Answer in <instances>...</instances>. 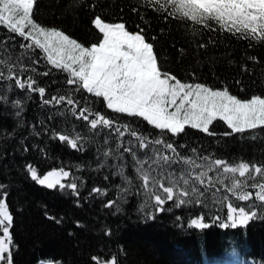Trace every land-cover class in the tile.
<instances>
[{
    "label": "trees",
    "instance_id": "1",
    "mask_svg": "<svg viewBox=\"0 0 264 264\" xmlns=\"http://www.w3.org/2000/svg\"><path fill=\"white\" fill-rule=\"evenodd\" d=\"M168 12L170 7L155 11L147 0H36L33 19L44 27L64 31L85 46L101 38L92 24L95 15L107 22H123L131 32L143 28L163 69L181 81L216 89L227 87L241 99L264 96V41L221 31L210 21L211 28L216 29L212 31L173 18ZM20 43L29 41L0 25V58L11 57L18 78L27 80L31 76L45 88L42 97L38 91L20 89L13 81L0 78V184L4 185L0 194L8 193L6 203L13 215L10 231L15 245L14 264H94L93 256L101 260L115 257L118 264H264V218L235 229L223 228L221 223L228 222L226 204L214 203L210 196L205 200L207 207H176L170 201L162 212H156L151 202L142 209L146 198L131 153L124 152L123 147L117 149L121 141L108 128L93 130L77 115L79 107L87 106L118 124H129L149 139L162 136L182 156H210L230 164H264V128L232 133L224 121L217 119L210 125L213 135L187 126L176 136L166 131L162 134L142 118L113 112L102 98L83 89L75 91L74 85L66 83L68 73L48 64L40 49H22ZM200 43L206 47H199ZM32 59L39 62L33 64ZM245 67L249 71H244ZM24 68L27 71H22ZM0 70L7 75L6 64H0ZM57 95L79 100L76 112L66 102H44ZM17 101L19 107L14 106ZM59 134L78 136V147L61 141ZM136 144L131 136L123 138L125 147ZM151 147L133 150L143 159L152 154ZM105 152L109 153L107 157ZM26 165L36 168L41 178L50 170L63 168L70 172L62 183H77L78 195L67 187L49 189L39 185L31 179ZM121 167L123 175L119 174ZM173 167L179 170L185 166ZM159 171L157 168L153 175ZM216 187L222 189L219 184ZM216 195H229L234 203H241L223 189ZM109 201L114 203L106 207ZM200 216L209 227H189L190 220ZM216 216L221 219L216 220Z\"/></svg>",
    "mask_w": 264,
    "mask_h": 264
},
{
    "label": "snow or ice",
    "instance_id": "2",
    "mask_svg": "<svg viewBox=\"0 0 264 264\" xmlns=\"http://www.w3.org/2000/svg\"><path fill=\"white\" fill-rule=\"evenodd\" d=\"M147 3L158 12L167 11L170 7L171 12L168 15L186 19L194 25L211 28L209 22L213 21L221 31L239 34L244 39L264 41V0H147ZM35 4L36 0H0V25L29 41L28 44L20 43V48L40 49L48 64L68 73L66 83L74 85L75 91L83 89L96 98H102L106 107L113 112L142 118L155 129L161 130L162 134L166 131L173 136L183 133L186 126L213 135L210 125L217 119L224 121L232 133L264 128V96L252 95L250 98L241 99L231 94L227 87L213 89L203 83L181 81L163 69L153 43L143 34V28L131 32L123 22H107L101 15H95L92 24L101 34V38L86 47L58 28H48L37 23L33 19ZM151 39L154 40L155 37ZM198 46L206 47L203 43ZM10 61L11 57L8 60L0 58V64L7 65V75L0 70V78L13 81L20 89L38 91L43 97L45 88L39 87L31 76L27 80L18 78L14 70L15 64ZM38 62L36 59L31 60L33 64ZM243 70L249 71L247 67ZM43 75H49V72H44ZM44 102L57 105L66 102L73 106L74 113L80 105V101L70 95L52 96ZM14 106L19 107V101ZM90 116L93 118L89 119ZM77 118L88 121L93 130L101 126L108 128L121 141L116 145L117 149L123 147L124 152L131 153L137 178L141 181L139 187L143 189L146 198L142 209L151 202L156 212H162L165 210L164 205L170 201L176 207L188 204L207 207L205 200L210 196L214 203L218 202L222 206L226 204L228 222L221 223L223 228L235 229L264 218V164L246 161L230 164L224 159L210 156L198 157L201 161L198 163L191 156H182L162 136L149 139L129 124H118L105 115L94 112L90 107H79ZM126 135L133 137L137 144L133 147L123 146ZM59 139L67 141L73 148L78 147V136L69 138L68 135L59 134ZM128 144L131 145L132 141L129 140ZM153 145L161 147H151ZM134 147L140 150L151 147L152 154H146L141 159L133 150ZM165 150L173 155L166 154ZM192 151L195 153L196 149ZM104 155L107 157L109 153L105 152ZM176 164L185 167L177 170L173 167ZM26 168L31 179L39 185L49 189L67 187L78 195L77 183H62L63 179L71 175L63 168L49 171L42 178L32 165H26ZM157 168L160 171L153 175ZM123 171L121 167L119 174L123 175ZM210 173H215V176ZM124 179L131 183L127 177ZM225 181H230V184ZM217 184L235 201L241 203H234L229 195L217 197L216 194L222 190L216 187ZM3 187L0 184V189ZM213 188L214 192L211 191ZM249 188L253 191H249ZM7 195V192L0 194V264H14L15 245L10 231L13 215L6 203ZM255 202H259V206ZM113 203L114 201H109L106 207H111ZM204 219V216L191 219L189 227H209L203 222ZM215 219L220 220L221 217L216 216ZM91 259L94 264H118L115 257L101 260L93 256ZM47 264L57 262L48 261Z\"/></svg>",
    "mask_w": 264,
    "mask_h": 264
},
{
    "label": "rangeland",
    "instance_id": "3",
    "mask_svg": "<svg viewBox=\"0 0 264 264\" xmlns=\"http://www.w3.org/2000/svg\"><path fill=\"white\" fill-rule=\"evenodd\" d=\"M72 38V37H71ZM79 42V41H78ZM84 45V44H83ZM85 46V45H84ZM90 46V45H89ZM87 47V46H86ZM213 89H216V88H213ZM50 171H52V170H50ZM49 172V171H48ZM48 172H46L45 174H47ZM38 264H47V262L46 261H42V262H40V263H38Z\"/></svg>",
    "mask_w": 264,
    "mask_h": 264
}]
</instances>
